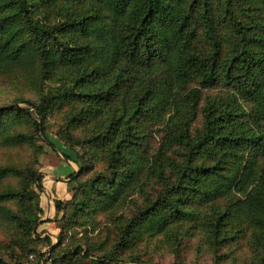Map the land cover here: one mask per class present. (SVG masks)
Segmentation results:
<instances>
[{
  "label": "trees",
  "instance_id": "trees-1",
  "mask_svg": "<svg viewBox=\"0 0 264 264\" xmlns=\"http://www.w3.org/2000/svg\"><path fill=\"white\" fill-rule=\"evenodd\" d=\"M9 63L36 66L39 101L0 106V147L39 151L41 140L79 166L68 175L73 199L54 200V221L64 223L59 240L44 237L56 260L89 257L88 235L55 251L70 229L115 217L153 179L162 191L118 225L111 248L92 264H118L146 238L176 239L194 221L212 244L246 228L264 264V0H0V66ZM53 76L63 86L55 92L44 88ZM221 86L229 88L226 99L206 98L199 108L200 90ZM182 94L190 106L179 103ZM64 107L66 136L57 143L45 123ZM199 116L203 126L195 130ZM154 126L163 135L150 150ZM77 129L88 137H76ZM20 164L0 163V180L20 179L0 190L9 237L0 264L43 257L36 233L43 173ZM99 166L96 177L80 181Z\"/></svg>",
  "mask_w": 264,
  "mask_h": 264
},
{
  "label": "rangeland",
  "instance_id": "rangeland-1",
  "mask_svg": "<svg viewBox=\"0 0 264 264\" xmlns=\"http://www.w3.org/2000/svg\"><path fill=\"white\" fill-rule=\"evenodd\" d=\"M34 77H37L36 66L16 65L10 63L3 65L2 67L0 66V106L10 105L17 100L19 101L20 98L38 102V84L34 81ZM44 86L45 90L53 92L63 88L56 76L46 80ZM200 91L201 96L198 99L200 104L199 108L204 106L206 98L226 99L224 96H226L229 88L221 86L215 89ZM178 101L179 103H185V95L182 94L179 96ZM18 103L21 106H26L25 103ZM185 104L190 106L191 100L187 99ZM68 113V107H64L60 110H54L48 116L45 123V129L51 140L56 141V137H61L62 135L66 136L65 132L69 119ZM201 126H203V119L199 116L193 121V127L197 130L200 129ZM72 133L82 140L89 135L86 134L85 131L79 129ZM162 135L163 131H161L160 126L152 127L151 136L149 137L150 144L148 145L150 150H154L158 146ZM57 143L60 142L58 141ZM38 144L42 146V149L39 151L29 147H25L24 149L0 147V163H5L8 159L9 161L12 159L14 162L21 163L19 166L22 168L28 166L27 164H33L43 173L42 184L44 183L46 185L48 184L47 182L49 179L53 178V171L55 169L57 170V167H59L65 159L59 153L58 149L52 148L44 141L40 140ZM76 148L82 163L88 165L89 160L84 148ZM73 166L76 173H78V164L73 163ZM62 168L65 172L70 171L68 165L67 167H63L62 165L61 169ZM102 169L103 167L99 166L98 168L91 170L89 173H85L80 181L96 177L98 172ZM19 180L20 179L12 176L0 180V190L9 185L18 186ZM143 188L144 191L141 190L140 192H136L124 205H121L117 209V215L115 217H91L86 224L70 229L69 232H67L68 237L70 235L73 236L67 241V245L65 243L60 246L58 250L55 251V254L58 255L57 253L63 252L65 248L72 247V249H74L75 244L78 243V239L82 238V236L88 235L90 241L87 242L91 247L89 251L90 256L78 258V264H92L93 259L102 257L116 240L118 225L127 222L162 191L161 186L153 179H145ZM68 191L70 195L68 198H65L66 201L72 200L74 193L76 192L69 185ZM238 195L241 196L240 193H238ZM73 212L74 209L72 207L68 208L67 214L71 215ZM199 223L200 221H194L190 224H186L185 227L189 226L191 228L187 231H185L186 228H181L177 232V238H173V240H169L161 235L146 238L140 242L133 251L126 252L118 264H261L262 261L260 257H262L263 252L258 249L256 250L253 245V238L250 236L251 232L246 228L243 229V233L228 238L225 242L212 244L205 238L204 230L202 229V226H199ZM2 224L3 223L0 221L1 246L9 242V237L4 231L5 225ZM63 224V218H59L55 221V226L53 225L54 229L55 227L58 229L57 242ZM42 232V230H38L37 228L36 233L40 238L37 242V247L40 250L46 245L44 237L47 235L41 236ZM231 232L234 233V231ZM13 250L18 254H21L20 250L17 248H14ZM7 253L8 251H6V254ZM84 253H86V251L83 250L82 254ZM129 256L139 260V262L131 261Z\"/></svg>",
  "mask_w": 264,
  "mask_h": 264
},
{
  "label": "crops",
  "instance_id": "crops-1",
  "mask_svg": "<svg viewBox=\"0 0 264 264\" xmlns=\"http://www.w3.org/2000/svg\"><path fill=\"white\" fill-rule=\"evenodd\" d=\"M64 149V146H63ZM59 153L63 156V154L59 151ZM64 158V157H63ZM66 162V163H65ZM61 163V162H60ZM73 161L70 160H64L59 167H57V170L55 169L53 171V178H50L47 182L48 184L43 183V192L41 194V204L44 209V214L42 215V218L40 220V223L38 225V230H42V235H47L51 238L52 244H55L57 242V234L58 229L53 227L55 226V217H56V207H55V198H60L65 200V198H68L70 193L68 191V175L71 172H76ZM77 164V163H76ZM67 167V165L70 168L69 172H65L63 168L61 167ZM61 169V170H60ZM51 193V194H50ZM46 248H50V246L45 245L42 247V251Z\"/></svg>",
  "mask_w": 264,
  "mask_h": 264
},
{
  "label": "built area",
  "instance_id": "built-area-1",
  "mask_svg": "<svg viewBox=\"0 0 264 264\" xmlns=\"http://www.w3.org/2000/svg\"><path fill=\"white\" fill-rule=\"evenodd\" d=\"M30 258L33 259L34 257L31 255ZM31 264H33V263H31ZM38 264H62V263L57 261L53 257V255L51 254L50 248H46L43 251V257L40 258V262Z\"/></svg>",
  "mask_w": 264,
  "mask_h": 264
}]
</instances>
